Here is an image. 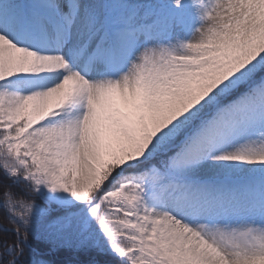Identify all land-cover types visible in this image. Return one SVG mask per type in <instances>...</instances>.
Here are the masks:
<instances>
[{
  "label": "snow or ice",
  "instance_id": "1",
  "mask_svg": "<svg viewBox=\"0 0 264 264\" xmlns=\"http://www.w3.org/2000/svg\"><path fill=\"white\" fill-rule=\"evenodd\" d=\"M0 264H264V0H0Z\"/></svg>",
  "mask_w": 264,
  "mask_h": 264
},
{
  "label": "trees",
  "instance_id": "2",
  "mask_svg": "<svg viewBox=\"0 0 264 264\" xmlns=\"http://www.w3.org/2000/svg\"><path fill=\"white\" fill-rule=\"evenodd\" d=\"M6 227H8L9 225H5Z\"/></svg>",
  "mask_w": 264,
  "mask_h": 264
}]
</instances>
